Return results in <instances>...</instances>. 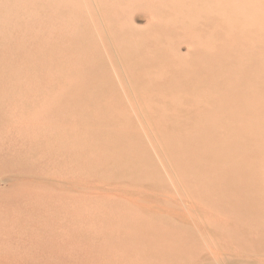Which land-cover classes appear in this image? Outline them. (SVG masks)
<instances>
[{
  "label": "bare ground",
  "instance_id": "bare-ground-1",
  "mask_svg": "<svg viewBox=\"0 0 264 264\" xmlns=\"http://www.w3.org/2000/svg\"><path fill=\"white\" fill-rule=\"evenodd\" d=\"M169 1L0 0V176L24 184L0 194V264H264V54L254 57L249 40L230 27L239 70L217 59L204 66L198 58L203 51L213 58L221 48L214 16L226 14L234 25L232 15L246 1L173 0L172 14L165 12ZM138 7L149 17L145 31L128 20ZM254 19L264 26L263 16ZM207 20L208 34L197 27ZM168 27L193 43L191 55L173 50L178 37ZM98 44L128 81L146 74L160 85L175 69L187 75L178 77L184 84L166 86H183L198 99L202 73L220 85L231 78V90L205 91L207 105L231 117V134L217 139L206 127L208 142L181 152L153 127L152 110L135 100L150 140L161 148L159 159L171 167L173 191L117 181L125 173L145 176L150 160L106 108L101 74L107 66ZM184 98L171 96L175 110ZM106 141L126 147L107 148Z\"/></svg>",
  "mask_w": 264,
  "mask_h": 264
},
{
  "label": "rangeland",
  "instance_id": "rangeland-1",
  "mask_svg": "<svg viewBox=\"0 0 264 264\" xmlns=\"http://www.w3.org/2000/svg\"><path fill=\"white\" fill-rule=\"evenodd\" d=\"M238 1V0H237ZM246 1L244 10L239 14L234 13L232 18L235 20V24L232 25L230 23L229 18L226 14L218 13L214 16V24H217L219 27L218 36L221 48L219 47L214 51L213 58H211L210 54L206 55L203 51V54L198 53V58L201 59V65L207 66L210 64L212 59H217L220 63L224 64L229 70L240 69V63L235 54V45L232 43L231 39L227 36V29L231 27L233 33L237 36H240V39L244 42L247 39L249 40V47L254 57H260L264 54V26L259 25L257 21L260 19L258 16L264 17V0H244ZM70 3V2H69ZM257 5L254 10V5ZM174 1L170 0L168 3V9L165 11L173 13ZM143 9V10H141ZM111 10L109 11V13ZM129 23L135 30L145 31L147 27H149V17L146 15L145 9L142 7L133 8L129 12ZM247 18H252L256 23L248 24L251 26H243L241 22L244 24L243 20ZM251 21V22H252ZM213 24V25H214ZM257 24V25H254ZM209 27L212 26L211 22L207 20V22L197 24V27L201 30H208L206 34L209 33ZM167 31L175 34L178 39L177 43H175V47L173 50L178 49L182 56H189L191 53L195 51L193 43L185 38L183 32L179 28L168 27ZM115 43L118 41L115 39ZM97 53L100 54L106 63V68L102 72V81H105V97H106V108L112 116L116 117V123H118L121 127L127 128V134L132 138L131 144H136L139 148H142L149 156V164L145 166L146 175H130L125 173L122 177H118L117 181H122L123 183L126 181L137 182L138 180L148 182L150 184H156L159 187H163L170 191H173L172 188V178L170 175L171 167L165 162L161 161L159 157L161 156V148L152 143L150 140L146 130L148 129V125H146L143 121L142 116L138 112H136L133 108V104L135 100L140 106H146L149 110H152L149 113V117L154 120L152 123L153 127L161 132H166L167 134V142H170L171 146L177 151L181 152L184 150L186 145L197 146L201 141L208 142L207 138L203 136L206 132V127L211 128L217 135V139H223L225 133L232 132V121L231 117H226L221 115L220 106L216 105H207V98L205 91L207 90V86L216 87L219 93H223L228 89L231 90V78H227L225 80L224 85H220L217 80L211 77L208 73H202L201 78H203L206 83L204 84V92L199 96V100L195 95H193L189 90L183 88V86L169 87L166 86L168 82L171 86L184 84L183 79L178 78L181 76L182 78H186V74H179L175 69L167 74V77H163L167 82L163 84L154 83L152 78L149 75L144 74L142 78L133 77L128 81L129 74H117L115 72V67L113 65L114 56H109L108 53L105 52L104 48H102L99 44L96 47ZM217 55L220 56V59L217 58ZM174 58V57H173ZM104 67V66H103ZM151 67L154 68L155 71L158 72L160 70V65L158 61H154L151 63ZM11 71V70H10ZM133 92L137 95V99H135ZM174 93H180L185 98L183 100V105L179 106L177 110H175V106L173 102L170 100L171 96ZM204 94V95H203ZM206 94V95H205ZM159 104V106H158ZM222 104V103H220ZM164 106L168 109L169 114L173 117V124L176 125L180 129V136L172 134L170 130L169 124L167 122V116L162 113V107ZM158 107L161 108L158 109ZM68 109L71 110L70 113L84 115L80 111L73 106H68ZM232 109V107H231ZM223 113V112H222ZM84 117H86L84 115ZM83 118V117H82ZM85 118H83L84 120ZM143 123H142V121ZM144 124V125H143ZM4 126L0 122V140L4 139ZM191 133L193 134L190 137H186L183 133ZM1 142V141H0ZM125 143L119 142H109L106 141L105 145L107 148H125ZM55 157V155H54ZM151 160L155 163V167L152 166ZM180 162L179 158H175L173 163L178 165ZM68 165V164H67ZM66 165V166H67ZM226 171H229L230 168L226 167ZM102 179L103 177L100 176ZM230 178V177H229ZM231 179V178H230ZM23 181L18 179L17 177L10 176L8 174H4L0 176V194L7 193L10 194L12 192L17 191L21 187H23ZM199 196V195H197ZM1 210L2 208L0 206Z\"/></svg>",
  "mask_w": 264,
  "mask_h": 264
}]
</instances>
